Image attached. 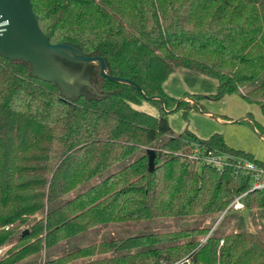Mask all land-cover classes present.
<instances>
[{
	"label": "trees",
	"instance_id": "16d2710c",
	"mask_svg": "<svg viewBox=\"0 0 264 264\" xmlns=\"http://www.w3.org/2000/svg\"><path fill=\"white\" fill-rule=\"evenodd\" d=\"M29 1L49 43L104 59L108 76L141 94L96 67L93 90L67 99L54 83L32 76L29 64L0 56V249L8 248L0 264L113 223L223 213L216 227L224 225L235 216L228 205L242 193L243 210L264 219V195L249 192L247 179L234 180L228 167L197 173L187 154L195 142L264 165L227 147L218 133L169 136L167 115L184 116L193 105L161 88L181 69L214 81L212 100L239 93L264 118V0ZM143 102L156 115L138 110ZM251 127L264 136L253 121ZM216 227L101 240L42 264H264V248L248 233ZM259 232L264 238V225Z\"/></svg>",
	"mask_w": 264,
	"mask_h": 264
},
{
	"label": "rangeland",
	"instance_id": "374dc122",
	"mask_svg": "<svg viewBox=\"0 0 264 264\" xmlns=\"http://www.w3.org/2000/svg\"><path fill=\"white\" fill-rule=\"evenodd\" d=\"M56 61L60 64L59 67L62 69L60 70L61 73H59L61 83L66 87L67 85L70 86L69 88L75 92L85 84L91 85L95 79V68L97 67L95 64L71 63L64 59H56ZM188 74L194 79L188 77L183 78V76ZM263 77L264 72L260 75V79ZM203 79L206 81L202 82ZM206 82L210 84L205 86L204 83ZM83 88L80 90L82 91ZM161 88L164 94L170 98L186 102L189 106L193 105L191 110L186 112L184 116H182V112L179 110L167 115V123L170 128L169 136H175L186 131L191 134L193 133L196 139L203 140L213 133H218L222 135L223 141L227 147L236 151L248 153L254 161L264 165V136L260 137L257 131L253 130L251 127L253 121L254 125L257 124L264 129V118L260 115L256 105L246 104L239 93H234L225 96L219 101H214L209 96L214 92V81L181 69H175L162 83ZM206 88L208 91H206ZM184 95H194V97L190 96L189 98ZM141 107L142 111L149 114L157 113V109L146 102H143L142 105H140V108ZM246 116H248L249 123L244 120ZM168 135L165 136V138H167ZM192 144L198 145V143L195 142ZM214 151L220 152L217 150ZM200 167L201 165L192 164V168L197 173L200 172ZM118 169L119 166H112L102 173L100 178L106 177ZM234 180L238 181V179ZM93 183L94 181H91L81 188H77L69 195L60 199L59 202L69 199L70 196L82 191L83 188ZM232 211L235 216L232 218L229 217L224 225L222 221L217 227L216 225L220 221L221 215L218 217L212 216L203 220L191 216L186 218H158L130 223H113L104 227V230L96 232L97 228H94L17 264H42L44 259L55 258L64 252L84 247L101 240L128 238L150 233L172 232L191 229L197 226L210 229L216 227L217 232H222L223 234L242 231L248 233L254 241L264 248V238L259 232L260 227L264 225V219L259 217V212L254 209L251 212H246L243 209H232ZM8 228H11V226H8ZM207 236L208 233L205 237ZM7 249L6 247L0 250V260H2L3 253H5Z\"/></svg>",
	"mask_w": 264,
	"mask_h": 264
},
{
	"label": "water",
	"instance_id": "95a60500",
	"mask_svg": "<svg viewBox=\"0 0 264 264\" xmlns=\"http://www.w3.org/2000/svg\"><path fill=\"white\" fill-rule=\"evenodd\" d=\"M0 22H4L0 31V56L9 61L19 60L29 64L32 76L54 83L65 98H74L82 94L80 89L83 87L91 90L93 87L85 84L75 92L69 88L70 86L63 85L59 78L62 69L56 59H64L71 63L95 64L101 77L113 83L130 85L141 94L138 86L130 81L108 76L104 59L86 56L68 43H49L36 24L29 0H0ZM25 234L27 231L23 230L21 236Z\"/></svg>",
	"mask_w": 264,
	"mask_h": 264
},
{
	"label": "built area",
	"instance_id": "2783aa9c",
	"mask_svg": "<svg viewBox=\"0 0 264 264\" xmlns=\"http://www.w3.org/2000/svg\"><path fill=\"white\" fill-rule=\"evenodd\" d=\"M4 22H0V31ZM187 159L193 165L208 166L221 172L224 168L231 169L234 179H247L249 183V192L259 191L264 195V167L255 162L241 157H234L223 152H216L205 149L197 144H192L187 154ZM246 193H242L232 199L227 208L233 210L243 209L242 198ZM5 227L4 230H7ZM221 244V241H220ZM1 250V249H0ZM1 252V251H0ZM187 264V261H179L174 264Z\"/></svg>",
	"mask_w": 264,
	"mask_h": 264
},
{
	"label": "crops",
	"instance_id": "0c3cea01",
	"mask_svg": "<svg viewBox=\"0 0 264 264\" xmlns=\"http://www.w3.org/2000/svg\"><path fill=\"white\" fill-rule=\"evenodd\" d=\"M191 78V79H194L193 77H190V74H188V75H185V76H183V78ZM197 79V78H196ZM199 81H201V80H199ZM206 80H204L203 79V81L202 82H205ZM205 84V86L207 85V84H210V83H208V82H206V83H204ZM207 89V88H206ZM206 91H208V89L206 90ZM183 93H185V92H183ZM138 110H140V111H142V107L140 108V106L137 108ZM144 112V111H143ZM145 113H147V112H145ZM147 114H149V113H147ZM150 115H156V114H150ZM193 134V133H192Z\"/></svg>",
	"mask_w": 264,
	"mask_h": 264
}]
</instances>
